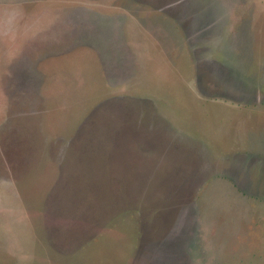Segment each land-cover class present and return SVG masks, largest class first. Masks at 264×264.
<instances>
[{
    "label": "rangeland",
    "instance_id": "1",
    "mask_svg": "<svg viewBox=\"0 0 264 264\" xmlns=\"http://www.w3.org/2000/svg\"><path fill=\"white\" fill-rule=\"evenodd\" d=\"M0 264H264V0H0Z\"/></svg>",
    "mask_w": 264,
    "mask_h": 264
},
{
    "label": "crops",
    "instance_id": "2",
    "mask_svg": "<svg viewBox=\"0 0 264 264\" xmlns=\"http://www.w3.org/2000/svg\"><path fill=\"white\" fill-rule=\"evenodd\" d=\"M102 30H103V31H107V28H106V27H104V28H102Z\"/></svg>",
    "mask_w": 264,
    "mask_h": 264
}]
</instances>
